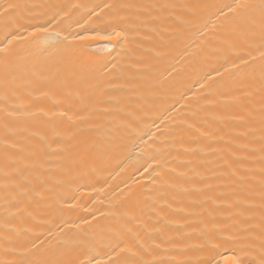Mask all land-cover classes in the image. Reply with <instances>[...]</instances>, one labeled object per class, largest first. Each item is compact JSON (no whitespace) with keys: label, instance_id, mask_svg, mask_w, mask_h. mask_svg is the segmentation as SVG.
Masks as SVG:
<instances>
[{"label":"bare ground","instance_id":"6f19581e","mask_svg":"<svg viewBox=\"0 0 264 264\" xmlns=\"http://www.w3.org/2000/svg\"><path fill=\"white\" fill-rule=\"evenodd\" d=\"M42 2L0 0V11L21 5L0 16V41L35 23L26 6ZM71 2L87 5L84 15L105 0ZM138 2L170 7L142 11L134 41L90 38L72 42L89 47L68 48L63 34L29 37L13 42L19 54L10 67L0 65L3 264L31 258L41 240L45 259L78 264L92 239L123 241L124 264H225L233 256L260 264L259 232L246 234L243 223L259 220L253 131L258 138L264 49L250 44L259 43L260 9L237 16L227 7L234 0ZM249 152L232 167L251 170L255 194L228 166ZM251 206L255 213L240 214Z\"/></svg>","mask_w":264,"mask_h":264},{"label":"snow or ice","instance_id":"6c2138e0","mask_svg":"<svg viewBox=\"0 0 264 264\" xmlns=\"http://www.w3.org/2000/svg\"><path fill=\"white\" fill-rule=\"evenodd\" d=\"M21 5H9L7 9L0 11V16H7L12 11L20 8ZM33 13L35 23H29L25 26L24 33L18 34L19 29L12 32H8L5 36L4 41H0V65L5 68L10 67L11 61L19 53L17 52V46L14 45V41H25L26 43H32L29 37L39 40L43 38L45 41L49 39V36L54 35L60 37L63 34L62 43L66 47H89V45L73 44V41H84L87 39H99L104 41L121 40L129 41L135 40V37L139 30V16L142 11L153 9V8H167L170 5H155V4H142L138 0H118L116 3L105 0L103 5H95L87 10L84 15H79L87 5L72 3L71 0H44L40 4L27 5ZM228 7V11L237 16H247L253 9L259 7L260 9V29H259V43H251L250 47L256 50L264 49V0H261L259 6L250 2V0H234V3ZM121 12L127 13L126 15H120ZM93 17L95 18L93 20ZM107 17V18H106ZM112 17H115L114 19ZM99 21L100 24L96 22ZM73 25L79 28L77 32L73 29ZM87 25V26H85ZM250 31V29H248ZM84 33H92V36L84 35ZM41 34H49L43 36ZM8 37H11L9 39ZM247 38V37H245ZM252 40L257 39L256 36L251 37ZM231 46V45H230ZM261 57V75H260V88L264 89V51H259ZM249 57L251 54L249 53ZM240 64H247V61L240 60ZM230 68H238L236 63L229 65ZM135 68V63L130 61V70ZM228 71V68L225 69ZM217 75H220L218 72ZM9 80L4 81V88L7 92L9 90ZM259 137L255 136L253 131V142L259 143L260 145V184H259V220H255L254 215H247L243 221L247 225L245 229L246 234H251L258 230L260 238V247L264 249V108L261 109L260 120H259ZM248 132L242 133V137H247ZM243 148L247 149L248 144H244ZM254 152L247 153L243 158L234 159L228 166L231 169L230 175L235 180L244 186L249 193L255 194L254 177L251 170H246L243 173L239 172V169L233 168V165L242 164L243 160L249 159L254 156ZM244 202L240 201L235 206L240 207ZM257 211L256 206L242 208L241 215L253 214ZM95 219V216H93ZM88 224V221H84ZM79 227V225H75ZM40 240L39 237L36 238ZM123 241L112 243L110 240L105 241L104 239H92L88 245H81L85 248L83 255L84 260L78 262V264H124V254L127 250V245L121 247ZM40 243L32 242L29 249L31 258H23L14 262V264H63L61 260L51 261L45 259L43 255H39L41 252ZM3 264V262H0ZM158 264H165L164 261L158 262ZM170 264H177L176 261H171ZM218 264V262H217ZM225 264H242L236 257H228L225 259ZM260 264H264V255L261 256Z\"/></svg>","mask_w":264,"mask_h":264}]
</instances>
